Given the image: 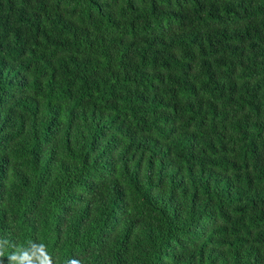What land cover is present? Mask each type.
Instances as JSON below:
<instances>
[{
    "label": "trees",
    "instance_id": "1",
    "mask_svg": "<svg viewBox=\"0 0 264 264\" xmlns=\"http://www.w3.org/2000/svg\"><path fill=\"white\" fill-rule=\"evenodd\" d=\"M0 264H264V0H0Z\"/></svg>",
    "mask_w": 264,
    "mask_h": 264
},
{
    "label": "clouds",
    "instance_id": "2",
    "mask_svg": "<svg viewBox=\"0 0 264 264\" xmlns=\"http://www.w3.org/2000/svg\"><path fill=\"white\" fill-rule=\"evenodd\" d=\"M24 254L25 253H23V254H13L12 259H16L17 256H21L22 257Z\"/></svg>",
    "mask_w": 264,
    "mask_h": 264
}]
</instances>
